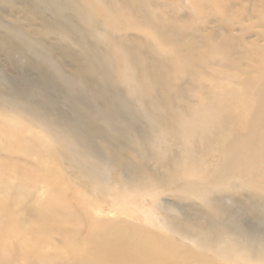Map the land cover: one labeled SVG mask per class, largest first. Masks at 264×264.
I'll list each match as a JSON object with an SVG mask.
<instances>
[{"label":"bare ground","instance_id":"bare-ground-1","mask_svg":"<svg viewBox=\"0 0 264 264\" xmlns=\"http://www.w3.org/2000/svg\"><path fill=\"white\" fill-rule=\"evenodd\" d=\"M151 2L0 0L28 16L0 18V54L35 76L21 91L0 76V152L37 162L0 165V264H264V236L219 208L264 219V52L230 34L237 0H160L161 17ZM243 65L235 89L196 96ZM35 184L45 196L23 227ZM166 192L199 204L176 210ZM140 200L147 227L94 222L84 205ZM49 231L62 244L33 261Z\"/></svg>","mask_w":264,"mask_h":264},{"label":"rangeland","instance_id":"rangeland-1","mask_svg":"<svg viewBox=\"0 0 264 264\" xmlns=\"http://www.w3.org/2000/svg\"><path fill=\"white\" fill-rule=\"evenodd\" d=\"M153 3L148 6L150 9V14L154 17H161L163 15L161 12L160 0H152ZM237 9L242 10L245 9L246 14L242 17L240 24L234 26L230 31V34L241 40L248 49H261L264 52V0H237ZM8 5V4H7ZM181 5H186L189 7L188 2L183 1ZM0 4V18L5 21H11V15H14L17 19L20 20L21 23H24V20L28 18L21 11L20 5L13 6H5L4 8ZM185 10H189V8ZM2 9V10H1ZM188 14V13H187ZM129 15L125 17L128 18ZM183 17H188V15H184ZM195 22L200 23L201 20L198 17H195ZM9 23V22H8ZM1 31L4 32V29L0 28ZM162 67L164 69H162ZM238 66L233 70H227V78H215V79H207L205 82L200 83L195 87L194 92L197 97L208 101L209 99L213 100V93L219 92L221 90L227 89H235L243 80L245 81V76H243V70L246 68L244 65L242 67L241 72L237 71ZM148 69L151 73L159 74L163 73L162 76L165 77L167 83L170 85H184L185 88H189L188 83L185 82H177L176 77L173 74L168 72L164 66L159 64L156 60L148 61ZM0 76L5 78L6 80L13 82H19L17 84V90L21 91L24 89V85H26L29 79H35L34 73L30 71L26 66L22 64L18 57L9 58L8 55L0 54ZM244 77V79H243ZM22 82V83H21ZM25 83V84H23ZM219 90V91H217ZM62 114H67L68 109L63 107H56ZM17 118V114L13 115ZM245 131V129H241ZM35 132H39L35 130ZM31 133H26L25 138H31ZM6 160H12L13 163H18L24 167H28L30 165H36V159L32 158L29 160L19 158L13 152L2 151L0 152V165L3 166ZM115 178H118L115 176ZM22 179V175L20 177L15 176L11 178V181L15 182L17 180ZM180 185V183H179ZM57 191H54L56 194ZM172 193V192H171ZM169 192H166V195L162 197V199L166 200L167 203L165 205H169L174 207L176 210L188 211L190 206L194 204V202H198V200L194 201H183L176 198V195H173ZM264 195V193H260ZM210 195V193H209ZM214 197H217L216 194H212ZM248 196L245 192L243 196ZM45 196V191L43 190L42 185H36L32 189L30 194V198L27 201L26 211H22L20 209L17 210V215L19 219V223L23 227H28L29 225H33L34 221L32 220V211L37 206L38 201ZM227 196V195H226ZM224 205H220V207L226 208L227 215L229 217H235L240 219L242 224L246 229L253 233H257L259 235L264 236V219L260 216H256L252 213L245 212L243 210L237 209V206L233 205L234 203H230L228 199H222ZM199 204V203H197ZM227 204V206L225 205ZM90 218L97 223H108V224H119L123 227H128L131 225H139V226H149L146 219V209L148 208L147 203H144L143 200H140L139 203H84ZM28 215L29 220H24V215ZM30 214V215H29ZM27 217V216H25ZM177 240V239H176ZM63 238L59 232L49 231L46 234H41L38 236V239L35 241V254L37 255L33 261L39 259L40 256L53 254L54 251L62 244ZM22 264H31L29 262H24Z\"/></svg>","mask_w":264,"mask_h":264}]
</instances>
